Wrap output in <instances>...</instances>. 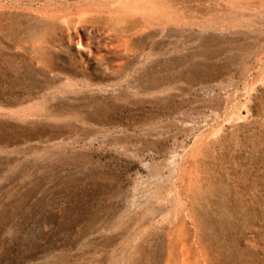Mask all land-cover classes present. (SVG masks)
Instances as JSON below:
<instances>
[{
    "label": "rangeland",
    "instance_id": "374dc122",
    "mask_svg": "<svg viewBox=\"0 0 264 264\" xmlns=\"http://www.w3.org/2000/svg\"><path fill=\"white\" fill-rule=\"evenodd\" d=\"M0 264H264V0H0Z\"/></svg>",
    "mask_w": 264,
    "mask_h": 264
}]
</instances>
